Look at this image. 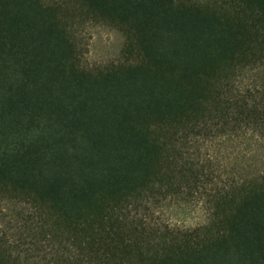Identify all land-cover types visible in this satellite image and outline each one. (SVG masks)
<instances>
[{
  "label": "trees",
  "instance_id": "1",
  "mask_svg": "<svg viewBox=\"0 0 264 264\" xmlns=\"http://www.w3.org/2000/svg\"><path fill=\"white\" fill-rule=\"evenodd\" d=\"M263 142L264 0H0V264H264Z\"/></svg>",
  "mask_w": 264,
  "mask_h": 264
},
{
  "label": "rangeland",
  "instance_id": "2",
  "mask_svg": "<svg viewBox=\"0 0 264 264\" xmlns=\"http://www.w3.org/2000/svg\"><path fill=\"white\" fill-rule=\"evenodd\" d=\"M84 35L88 42L87 63L89 65L121 60L124 38L120 32L102 25H89ZM255 160H257L256 167L264 169V147L256 151ZM161 212L168 222L185 228L202 225L208 219L206 207L197 200L174 201L167 204Z\"/></svg>",
  "mask_w": 264,
  "mask_h": 264
}]
</instances>
